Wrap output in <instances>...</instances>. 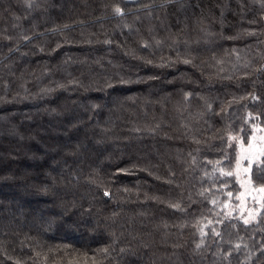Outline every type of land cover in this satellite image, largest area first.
<instances>
[{
	"label": "trees",
	"instance_id": "16d2710c",
	"mask_svg": "<svg viewBox=\"0 0 264 264\" xmlns=\"http://www.w3.org/2000/svg\"><path fill=\"white\" fill-rule=\"evenodd\" d=\"M254 126L264 0H0V264H264Z\"/></svg>",
	"mask_w": 264,
	"mask_h": 264
},
{
	"label": "snow or ice",
	"instance_id": "6c2138e0",
	"mask_svg": "<svg viewBox=\"0 0 264 264\" xmlns=\"http://www.w3.org/2000/svg\"><path fill=\"white\" fill-rule=\"evenodd\" d=\"M31 4H29V7ZM115 13L117 15H122V9L120 7H116ZM25 39H28V37H25ZM184 63H190V60H184ZM209 108H211V105H209ZM229 140L231 141L233 137L229 135ZM253 137L252 139H254ZM252 139L249 140L248 145V152L245 155H237L236 162H235V173L237 174V178L239 179L240 173L248 174V179L242 183V187L246 186V191H251L253 193L258 194L259 199H257L256 195L252 196L253 201L260 204V208L264 209V145H261L259 150L257 151L254 149V146L252 144ZM264 140V137L261 138ZM246 161L247 166H244V162ZM220 162L217 161V164ZM220 174L221 176H233V171H225L223 168H220ZM105 196L109 195V193L106 191L104 193ZM229 197H232L233 193L228 192L227 194ZM213 204L216 203L215 200L212 201ZM174 207H179V205H174ZM243 211V209H241ZM259 211V210H257ZM264 214V213H261ZM256 217L249 212L248 217L243 218V223L245 225H248L250 221L254 220ZM211 223V221H209ZM201 236L203 237L205 235L203 228L200 229ZM213 234L219 236L220 233L216 232L215 229H213ZM203 241H201L202 243ZM200 247V244H197V248ZM237 250L241 247V244L237 243L234 246ZM102 251L105 255L108 254V248H104ZM230 253H226L225 255H229Z\"/></svg>",
	"mask_w": 264,
	"mask_h": 264
},
{
	"label": "rangeland",
	"instance_id": "374dc122",
	"mask_svg": "<svg viewBox=\"0 0 264 264\" xmlns=\"http://www.w3.org/2000/svg\"><path fill=\"white\" fill-rule=\"evenodd\" d=\"M217 48V47H215ZM214 48V49H215ZM218 50V49H217ZM253 131L250 134V136L247 138V140H241L239 138H236L235 142L237 143V149H236V157H235V162L237 155H245L248 152V145H249V140L252 139V144L254 146V149L257 151L261 147V145H264V140L261 138L264 137V129L261 126H254L252 127ZM235 139V138H233ZM235 162L233 166V172H234V178L236 180V183L238 184V192H237V205H236V210H238L239 216L241 217V220L243 221V218L248 217L249 212H251L256 218L251 222L255 221L259 215L261 214V208L260 204L253 201L252 196L256 195L257 199H259L258 194L249 191H246V186L242 187V183L245 182L248 179V174L245 173H240L239 179L237 178V174L235 173ZM244 166H247L246 161L244 162ZM8 195L4 191H0V196ZM235 209V208H234ZM243 209V211L241 210ZM233 209H231L232 211ZM259 210V211H257ZM48 234V232H47Z\"/></svg>",
	"mask_w": 264,
	"mask_h": 264
}]
</instances>
